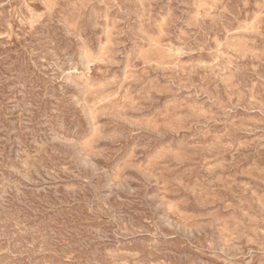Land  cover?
I'll use <instances>...</instances> for the list:
<instances>
[{
    "label": "rangeland",
    "instance_id": "rangeland-1",
    "mask_svg": "<svg viewBox=\"0 0 264 264\" xmlns=\"http://www.w3.org/2000/svg\"><path fill=\"white\" fill-rule=\"evenodd\" d=\"M106 1L0 0V264H264V0Z\"/></svg>",
    "mask_w": 264,
    "mask_h": 264
},
{
    "label": "bare ground",
    "instance_id": "bare-ground-1",
    "mask_svg": "<svg viewBox=\"0 0 264 264\" xmlns=\"http://www.w3.org/2000/svg\"><path fill=\"white\" fill-rule=\"evenodd\" d=\"M77 1H78V0H77ZM107 1H108V0H107ZM107 1H106V2H107ZM134 1H136V0H134ZM191 1H192V0H191ZM40 2H41V1H40ZM140 2H141V1H140ZM233 2H234V1H233ZM233 2H232V3H233ZM238 3H239V2H238ZM229 4H231V3H229ZM234 4H235V2H234ZM117 5H118V4H117ZM120 5H121V4H120ZM136 5H139V4H136ZM226 5H227V4H226ZM235 5H236V4H235ZM118 6H119V5H118ZM143 6H144V5H143ZM143 6H142V7H143ZM232 6H233V5H232ZM232 6H230V7H232ZM243 6H245V5H243ZM254 6H255V5H254ZM85 7H86V6H85ZM228 7H229V6H228ZM228 7H227V9H228ZM2 8H3V7H2ZM16 8H17V7H16ZM147 8H150V7H147ZM166 8H167V7H166ZM233 8H234V7H233ZM233 8H232V9H233ZM17 9H18V8H17ZM201 9H202V8H201ZM235 9H236V8H235ZM235 9H233V10L235 11ZM3 10H4V9H3ZM21 10H22V9H21ZM61 10H62V9H61ZM63 10H64V9H63ZM68 11H69V10H68ZM143 11H144V10H143ZM84 12H85V11H84ZM93 12H94V11H93ZM200 12H201V11H200ZM4 13H5V12H4ZM46 13H47V12H46ZM96 13H97V12H96ZM146 13H147V12H146ZM253 13H254V12H253ZM258 13H259V12H258ZM5 14H6V13H5ZM23 14H24V13H23ZM58 14H59V12H58ZM90 14H91V13H90ZM136 14H138V13H136ZM200 14H201V13H200ZM232 14H233V13H232ZM246 14H247V13H245V15H246ZM263 14H264V13H263ZM8 15H9V14H8ZM60 15H61V14H60ZM156 15H157V14H156ZM173 15H174V13H173ZM197 15H198V14H197ZM238 15H239V14H238ZM22 16H23V15H22ZM88 16H90V15H88ZM109 16H110V15H109ZM136 16H137V15H136ZM154 16H155V15H154ZM234 16H235V15H234ZM254 16H255V15H254ZM165 17H166V16H165ZM174 17H175V16H174ZM174 17H173V18H174ZM23 18H24V17H23ZM53 18H54V17H53ZM82 18H83V17H82ZM82 18H81V19H82ZM84 18H85V17H84ZM104 18H105V17H104ZM136 18H137V17H136ZM170 18H171V17H170ZM253 18H254V17H253ZM199 19H200V18H199ZM199 19H198V20H199ZM245 19H246V18H245ZM93 20H94V19H93ZM48 21H49V20H48ZM89 21H90V19H89ZM138 21H139V20H138ZM146 21H147V20H146ZM146 21H145V22H146ZM152 21H153V20H152ZM162 21H163V19H162ZM223 21H225V20H223ZM244 21H246V20H244ZM0 22H1V21H0ZM61 22H62V21H61ZM143 22H144V21H143ZM202 22H203V21H202ZM206 22H207V21H206ZM246 22H247V21H246ZM246 22H245V23H246ZM249 22H250V21H249ZM252 22H253V21H252ZM14 23H15V22H14ZM17 23H18V22H17ZM26 23H27V22H26ZM89 23L91 24V22H89ZM204 23H205V22H204ZM224 23H225V22H224ZM227 23H228V22H227ZM263 23H264V22H263ZM92 24H93V23H92ZM92 24H91V25H92ZM199 24H201V23H199ZM5 25H6V24H5ZM65 25H66V24H65ZM112 25H113V24H112ZM206 25H207V24H206ZM206 25H205V26H206ZM229 25H230V24H229ZM250 25H252V23H250ZM57 26H59V25L57 24ZM87 26H88V25H87ZM167 26H168V25H167ZM198 26H199V25H198ZM203 26H204V25H203ZM205 26H204V28H205ZM49 27H50V26H49ZM92 27H93V26H92ZM101 27H102V26H101ZM103 27H104V25H103ZM207 27H208V26H207ZM53 28H54V27H53ZM57 28H58V27H57ZM88 28H89V27H88ZM250 28H251V26H250ZM225 29H226V28H225ZM236 29H237V28H236ZM240 30H241V28H240ZM245 30H246V29H245ZM249 30H251V29H249ZM252 30H253V28H252ZM53 31H54V30H53ZM71 31H72V30H71ZM136 31H137V30H136ZM74 32H75V31H74ZM212 32H213V31H212ZM238 32H239V31H238ZM37 33H38V32H37ZM61 33H62V32H61ZM75 33H76V32H75ZM79 33H80V32H79ZM201 33H202V32H201ZM206 33H208V31H207ZM35 34H36V33H35ZM138 34H140L139 31H138ZM141 34H142V33H141ZM208 34H209V33H208ZM200 35H201V34H200ZM202 35H203V34H202ZM206 35H207V34H206ZM6 36H7V35H6ZM34 36H35V35H34ZM138 36H139V35H138ZM142 36H143V34H142ZM144 36H145V35H144ZM36 37H37V36H36ZM185 37H186V36H185ZM138 38H139V37H138ZM168 38H169V37H168ZM168 38H167V39H168ZM207 38H208V37H207ZM207 38L205 37V40H206ZM241 38H242V37H241ZM184 39H185V38H184ZM203 39H204V37H203ZM196 40H197V39H196ZM0 41H1V40H0ZM26 41H27V40H26ZM38 41H39V40H38ZM188 41H189V39H188ZM202 41H203V40H202ZM103 42H104V41H103ZM185 42H186V41H185ZM2 43H3V42H2ZM2 43H1V44H2ZM37 43H38V42H37ZM105 43H106V42H105ZM137 43H138V42H137ZM188 43H189V42H188ZM200 43H202V42H200ZM204 43H205V42H204ZM260 43H261V42H260ZM24 44H25V43H24ZM38 44H39V43H38ZM184 44H185V43H184ZM190 44H191V43H190ZM2 45H3V44H2ZM25 45H26V44H25ZM143 45H144V44H143ZM167 45H168V44H167ZM187 45H188V44H187ZM219 45H220V44H219ZM27 46H31V45H27ZM190 46H191V45H190ZM258 46H259V45H258ZM261 46H262V45H261ZM81 47H82V46H81ZM137 47H138V46H137ZM141 47H142V46H141ZM146 47H147V46H146ZM166 47H167V46H166ZM187 47H188V46H187ZM24 48H25V47H24ZM24 48H23V50H24ZM34 48H35V47H34ZM190 48H191V47H190ZM196 48H197V47H196ZM234 48H235V47H234ZM35 49H36V48H35ZM78 49H79V47H78ZM227 49H229V48H227ZM30 50H31V49H30ZM81 50H82V49H81ZM81 50H80V51H81ZM182 50H183V49H182ZM78 51H79V50H78ZM189 51H191V50L189 49ZM217 51H218V50H217ZM30 52H31V51H30ZM178 52H179V51H178ZM180 52H181V51H180ZM183 52H184V50H183ZM191 52H192V51H191ZM191 52H190V53H191ZM218 52H219V51H218ZM32 53H33V52H32ZM80 53H81V52H80ZM132 53H133V52H132ZM187 53H188V52H187ZM221 53H222V52H221ZM238 53H239V52H238ZM34 54H35V53H34ZM227 54H228V53H227ZM29 55H30V54H29ZM78 56H79V55H78ZM229 56H230V55H229ZM20 57H21V56H20ZM232 57H233V56H232ZM247 57H248V56H247ZM78 58H80V57H78ZM250 58H251V57H250ZM17 59H18V58H17ZM108 59H109V58H108ZM130 59H131V58H130ZM233 59H234V58H233ZM254 59L257 60V58H254ZM80 60H82V59H80ZM109 60H110V59H109ZM1 61H2V60H1ZM15 61H16V60H15ZM17 61H18V60H17ZM133 61H134V60H133ZM232 61H233V60H232ZM229 62H230V60H229ZM13 63H15V62H13ZM82 63H83V62H82ZM88 64H89V63H88ZM184 64H185V63H184ZM187 64H188V63H187ZM230 64H231V63H230ZM2 65H3V64H2ZM131 65H132V64H131ZM201 65H202V64H201ZM237 65H238V64H237ZM241 65H242V64H241ZM65 66H66V65H65ZM160 66H161V65H160ZM167 66H168V65H167ZM92 67H93V66H92ZM150 67H151V66H150ZM153 67H154V66H153ZM174 67H175V66H174ZM242 67H243V66H242ZM2 68H3V67H2ZM128 68H129V67H128ZM162 68H163V67H162ZM234 69H235V68H234ZM243 69H244V67H243ZM74 70H75V69H74ZM146 70H147V69H146ZM158 70H159V69H158ZM158 70H157V71H158ZM173 70H174V69H173ZM173 70H172V71H173ZM179 70H180V69H179ZM195 70H196V69H195ZM211 70H212V69H211ZM217 70L220 71L219 69H217ZM229 70H230V69H229ZM71 71H72V70H71ZM76 71H77V70H76ZM180 71H181V70H180ZM223 71H224V70H223ZM236 71H237V70H236ZM80 72H81V71H80ZM178 72H179V71H178ZM240 72H241V71H240ZM243 72H244V71H243ZM72 73H73V72H72ZM145 73H146V72H145ZM194 73H195V71H194ZM213 73H214V72H213ZM238 73H239V72H238ZM238 73H237V74H238ZM262 73H263V72H262ZM75 74H76V73H75ZM86 74H87V73H86ZM240 74H242V73H240ZM243 74H246V73L244 72ZM243 74H242V75H243ZM258 74H259V73H258ZM69 75H70V74H69ZM167 75H169V74H167ZM176 75H177V74H176ZM242 75H241V76H242ZM251 75H254V74H251ZM255 75H256V73H255ZM263 75H264V74H263ZM75 76H76V75H75ZM174 76H175V75H174ZM180 76H181V75H180ZM259 76H260V75H259ZM219 77H220V75H219ZM249 77H250V76H249ZM253 77H254V76H253ZM256 77H257V76H256ZM263 77H264V76H263ZM72 78H73V77H72ZM72 78H70V79H72ZM197 78H198V77H197ZM199 78H200V77H199ZM240 78H241V77H240ZM242 78H243V77H242ZM244 78H245V77H244ZM250 78H251V77H250ZM250 78H248L249 81H250ZM174 80H175V79H174ZM199 80H200V79H199ZM254 80H255V79H254ZM220 81H221V80H220ZM242 81H243V79H242ZM245 81H246V80H245ZM190 82H191V81H190ZM223 82H224V81H223ZM206 83H207V82H206ZM256 83H257V82H256ZM256 83H255V84H256ZM248 84H249V83H248ZM248 84H247V85H248ZM259 84H260V83H259ZM207 85H208V84H207ZM222 85H223V84H222ZM260 85H261V84H260ZM85 86H86V85H85ZM179 86H180V85H179ZM256 86H257V85H256ZM182 87H183V86H182ZM201 87H202V86H201ZM207 87H208V86H207ZM207 87H206V88H207ZM216 87H217V86H216ZM219 87H220V86H219ZM225 87H226V86H225ZM257 87H258V86H257ZM260 87H261V86H260ZM260 87H259V89H261ZM92 88H93V87H92ZM222 88H223V87H222ZM226 88H227V87H226ZM182 89H183V88H182ZM220 89H221V88H220ZM205 90H206V89H205ZM229 90H230V89H229ZM229 90H228V91H229ZM208 91H209V89H208ZM221 91H222V90H221ZM230 91H231V90H230ZM231 93H233V92L231 91ZM219 94H220V93H219ZM142 95H143V94H142ZM221 96H222V95H221ZM222 97H223V96H222ZM225 97H226V96H225ZM105 100H106V99H105ZM221 100H222V99H221ZM100 101H101V100H100ZM252 101H254V100H252ZM101 102H102V101H101ZM254 102H255V101H254ZM85 103H86V102H85ZM87 103H88V102H87ZM0 104H1V103H0ZM88 105H89V104H88ZM88 105H87V106H88ZM91 107H92V106H91ZM91 107H90V108H91ZM247 107H248V106H247ZM88 110H89V109H88ZM203 111H204V110H203ZM89 115H90V114H89ZM95 119H96L95 121H97V118H95ZM93 120H94V119H93ZM95 121H94V122H95ZM97 124H98V123H97ZM97 124L95 123V125H97ZM92 125L94 126V124H92ZM170 129H171V128H170ZM176 133H178V132H176ZM219 133H220V132H219ZM217 141H218V140H217ZM205 142H206V141H205ZM50 146H51V145H50ZM56 147H57V146H56ZM44 148H45V147H44ZM89 152H90V151H89ZM89 152H88V153H89ZM237 152H238V151H237ZM229 154H230V153H229ZM221 155H222V154H221ZM216 157H217V156H216ZM234 157H235V156H234ZM217 158H218V157H217ZM232 159H233V158H232ZM229 160H230V159H229ZM230 161H231V160H230ZM236 161H237V160H236ZM22 165H23V164H22ZM25 165H26V164H25ZM29 167H30V166H29ZM31 167H32V166H31ZM30 169H31V168H30ZM27 170H28V169H27ZM25 171H26V170H25ZM31 171H32V170H31ZM3 193H4V192H3ZM163 196H164V195H163ZM0 200H1V199H0ZM251 200H252V199H251ZM66 201H67V200H66ZM66 201H65V202H66ZM253 201H254V200H253ZM104 203H105V202H104ZM257 203H258V202H257ZM104 205H105V204H104ZM253 205H254V204H253ZM106 207H107V206H106ZM165 207H166V206H165ZM253 207H254V206H253ZM258 207H259V206H258ZM109 208H110V207H109ZM255 209H256V207H255ZM258 210H260V209H258ZM260 211H261V210H260ZM262 212H264V211H262ZM261 214H263V213H261ZM166 215H167V214H166ZM167 218H168V217H167ZM173 218H174V217H173ZM15 220H16V219H15ZM15 220H14V221H15ZM167 220H168V219H167ZM16 221H18V220H16ZM157 221H158V220H157ZM127 222H128V221H127ZM128 223H129V222H128ZM126 225H127V224H126ZM157 225H158V224H157ZM16 226H17V225H16ZM130 226H131V225H129V227H130ZM167 226H168V225H167ZM158 227H160V226H158ZM21 228H22V227H21ZM21 228H20V229H21ZM155 228H157V227H155ZM163 228H164V226H163ZM222 229H223V228H222ZM163 231H164V230H163ZM231 231H232V230H231ZM259 231H260V230H259ZM23 233H24V232H23ZM263 233H264V232H263ZM24 234H25V233H24ZM263 235H264V234H263ZM57 237H58V236H57ZM62 238H63V237H62ZM263 238H264V237H263ZM122 242H123V241H122ZM119 243H120V242H119ZM249 243H250V241H249ZM124 245H125V244H124ZM143 245H144V244H143ZM117 246H119V245H117ZM120 246H122V245H120ZM138 246H139V245H138ZM141 246H142V245H141ZM130 247H131V246H130ZM139 247H140V246H139ZM121 248H122V247H121ZM126 248L128 249V247H126ZM126 248H122V249H126ZM137 248H138V247H137ZM118 249H119V248H118ZM130 249H131V248H130ZM140 249H141V248H140ZM75 250H76V249H75ZM141 250H142V249H141ZM67 251H68V250H67ZM53 252H54V251H53ZM58 252H59V251H58ZM72 252H73V251H72ZM118 252H119V251H118ZM129 252H130V251H129ZM61 253H62V252H61ZM61 253H60V254H61ZM68 253H69V252H68ZM112 253L116 254L115 252H112ZM131 253H132V252H131ZM134 253H135V252H134ZM140 254H141V253H140ZM57 255H58V254H57ZM118 255H119V254H118ZM118 255H117V256H118ZM121 255H122V254H121ZM149 256H150V255H149ZM151 256H152V255H151ZM154 256H155V258H156V255H154ZM154 256H153V257H154ZM132 257H134V256L132 255ZM60 258H61V257H60ZM98 258H100V256H99ZM170 258H171V257H170ZM173 258H174V257H173ZM231 258H232V257H231ZM71 259H72V258H71ZM137 259H138V258H137ZM60 260H61V259H60ZM83 260H84V259H83ZM85 260H87V259H85ZM92 260H93V259H92ZM94 260H95V259H94ZM99 260H100V259H99ZM88 261H89V260H88ZM90 261H91V260H90ZM135 261L137 262L138 260H135ZM148 261H149V260H148ZM172 261H173V260H172ZM179 261H180V260H179ZM193 261H194V260H193ZM70 262H71V261H70ZM70 262H69V263H70ZM142 262H146V261H143V260H142ZM48 263H49V262H48ZM76 263H77V262H76ZM83 263H84V262H83ZM92 263H93V262H92ZM127 263H128V262H127ZM137 263H138V262H137ZM158 263H159V262H158ZM79 264H80V263H79ZM97 264H98V263H97ZM108 264H109V263H108ZM135 264H136V263H135ZM144 264H145V263H144ZM152 264H153V263H152ZM154 264H155V263H154ZM161 264H163V263H161ZM170 264H171V263H170ZM176 264H177V263H176ZM192 264H193V263H192Z\"/></svg>",
    "mask_w": 264,
    "mask_h": 264
}]
</instances>
